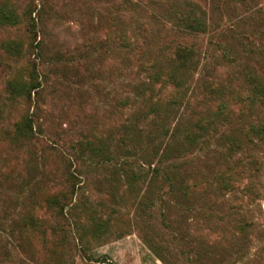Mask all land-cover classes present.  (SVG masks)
<instances>
[{
	"label": "rangeland",
	"instance_id": "1",
	"mask_svg": "<svg viewBox=\"0 0 264 264\" xmlns=\"http://www.w3.org/2000/svg\"><path fill=\"white\" fill-rule=\"evenodd\" d=\"M260 125L264 0H0V264H264Z\"/></svg>",
	"mask_w": 264,
	"mask_h": 264
},
{
	"label": "trees",
	"instance_id": "2",
	"mask_svg": "<svg viewBox=\"0 0 264 264\" xmlns=\"http://www.w3.org/2000/svg\"><path fill=\"white\" fill-rule=\"evenodd\" d=\"M188 24H189V28L195 30V29H198L200 27H202L201 23H199L198 21L194 20V19H189L188 20ZM253 131L255 132H259L261 134H264V127L263 126H258L257 128L256 127H253L252 128Z\"/></svg>",
	"mask_w": 264,
	"mask_h": 264
}]
</instances>
